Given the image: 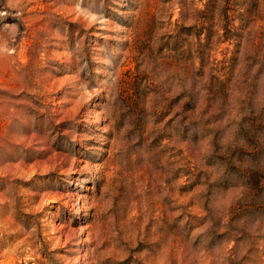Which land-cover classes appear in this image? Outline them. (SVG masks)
I'll use <instances>...</instances> for the list:
<instances>
[{"label": "rangeland", "instance_id": "obj_1", "mask_svg": "<svg viewBox=\"0 0 264 264\" xmlns=\"http://www.w3.org/2000/svg\"><path fill=\"white\" fill-rule=\"evenodd\" d=\"M0 264H264V0H0Z\"/></svg>", "mask_w": 264, "mask_h": 264}]
</instances>
